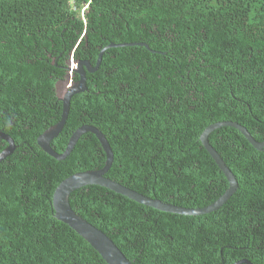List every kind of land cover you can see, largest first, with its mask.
Instances as JSON below:
<instances>
[{"label": "trees", "instance_id": "1", "mask_svg": "<svg viewBox=\"0 0 264 264\" xmlns=\"http://www.w3.org/2000/svg\"><path fill=\"white\" fill-rule=\"evenodd\" d=\"M128 44L86 73L87 91L52 140L57 153L95 127L114 155L106 178L197 209L229 189L203 131L234 122L264 141V0H0V132L16 145L0 163V264H107L52 205L61 182L105 166L102 144L83 133L57 161L38 138L80 79L67 70L72 51L75 64L96 66L103 49ZM209 143L239 184L216 212L170 214L99 185L73 191L70 205L131 264H264V150L232 127ZM8 145L0 140V154Z\"/></svg>", "mask_w": 264, "mask_h": 264}, {"label": "water", "instance_id": "2", "mask_svg": "<svg viewBox=\"0 0 264 264\" xmlns=\"http://www.w3.org/2000/svg\"><path fill=\"white\" fill-rule=\"evenodd\" d=\"M135 44L114 46L110 45L107 47H125V46H134ZM146 47V45H144ZM147 48V47H146ZM106 49V48H105ZM103 49V50H105ZM100 52L96 66L93 67L88 61L80 62L78 64L77 70L74 71L79 77V81L74 83L69 91L66 93L63 99L62 106V114L61 119L54 126L47 129L39 138L38 144L42 148V150L57 161L65 160L73 151L75 145L77 144L79 137L81 134L86 132H91L102 144L105 153H106V163L105 166L98 171H89L85 173H78L73 176H70L66 180L60 183V185L56 188L53 197H52V205L56 212V218L69 226L74 232H76L80 237H82L88 244H90L106 261L107 264H131V262L126 258V256L122 253V251L116 246V244L110 239L105 233L98 230L96 227L92 226L82 217L78 216L70 207L69 204V196L70 194L87 185H99L106 189H109L119 195H122L136 203L151 207L158 211L177 214L183 216H202L206 214H210L218 211L221 207H223L231 197L238 190V183L231 173V171L227 168L223 160L221 159L218 152L209 144V136L217 129L222 127H232L238 130L246 140L259 152L264 150V142H256L252 135L248 132L245 127L233 122H222L210 125L207 127L200 136V142L202 147L209 153L214 162L217 164L219 169L226 176L229 189L215 201L213 204L209 205L205 208H197V209H189L185 207H179L170 204H164L160 201H155L153 199H149L136 191L126 188L112 180L105 178L104 175L108 173L113 163V152L110 148L109 143L103 137V133L99 131L97 128L92 126H83L79 128L70 138L67 149L64 153H57L52 147L51 142L55 139L63 130L64 125L68 119V115L70 112V102L74 95L80 94L82 92L87 91L86 86V73H95L100 66L102 61V52ZM0 140L7 141L9 143L8 147L2 151L0 154V163L4 161L8 156L12 155L14 149H16V145L14 144V140L6 135L3 132H0ZM252 264L248 261H242L236 264Z\"/></svg>", "mask_w": 264, "mask_h": 264}, {"label": "bare ground", "instance_id": "3", "mask_svg": "<svg viewBox=\"0 0 264 264\" xmlns=\"http://www.w3.org/2000/svg\"><path fill=\"white\" fill-rule=\"evenodd\" d=\"M148 49H149V47L148 46H146ZM107 49V48H106ZM105 49V50H106ZM103 52H104V50H103ZM102 52V53H103ZM82 62H84V61H82ZM80 63V62H79ZM90 63V62H89ZM91 64V63H90ZM92 65V64H91ZM93 66V65H92ZM93 67H95V66H93ZM76 83V82H75ZM69 91V90H68ZM67 91V92H68ZM66 95V94H65ZM65 97V96H64ZM71 103V102H70ZM222 123V122H221ZM234 123V122H233ZM238 124V123H237ZM240 125V124H239ZM242 126V125H241ZM242 127H244V126H242ZM246 128V127H245ZM247 129V128H246ZM99 130V129H98ZM100 131V130H99ZM249 132V131H248ZM103 135V137L107 140V138H106V136L104 135V134H102ZM253 137V136H252ZM209 140V139H208ZM255 140V139H254ZM256 141V140H255ZM108 142V141H107ZM257 142V141H256ZM264 142V141H263ZM52 143V142H51ZM260 143V142H259ZM210 144V143H209ZM52 147V146H51ZM222 159V158H221ZM223 160V159H222ZM224 162V161H223ZM225 163V162H224ZM226 165V164H225ZM228 168V167H227ZM229 169V168H228ZM89 172V171H88ZM82 173H84V172H82ZM232 173V172H231ZM78 174V173H77ZM107 174V173H106ZM106 174L104 175V177L106 178ZM233 174V173H232ZM75 175V174H74ZM234 175V174H233ZM73 176V175H72ZM226 177V176H225ZM234 177H235V175H234ZM235 179H236V177H235ZM111 180V179H110ZM113 181V180H112ZM228 181V180H227ZM236 181H237V179H236ZM113 182H115V181H113ZM117 183V182H116ZM237 183H238V181H237ZM118 184H120V183H118ZM120 185H122V184H120ZM88 186V185H87ZM123 186V185H122ZM124 187H126V186H124ZM82 188V187H81ZM126 188H128V187H126ZM80 189V188H79ZM238 189H239V184H238ZM137 193H139V192H137ZM72 194V193H71ZM70 194V195H71ZM139 194H141V193H139ZM141 195H143V194H141ZM144 196V195H143ZM145 197H147V196H145ZM69 198H70V196H69ZM147 198H149V199H153V200H155V201H160V202H162V203H164V204H167V205H169L170 206V204L169 203H165V202H163V201H161V200H159V199H154V198H150V197H147ZM69 204H70V201H69ZM70 207H71V205H70ZM146 207H148V206H146ZM151 208V207H150ZM54 209V208H53ZM71 209H72V207H71ZM153 209V208H152ZM200 209H202V208H200ZM73 210V209H72ZM156 210V209H155ZM74 211V210H73ZM54 212H55V210H54ZM211 214V213H210ZM207 215V214H206ZM203 216V215H202ZM55 217H56V212H55ZM193 217H197V216H193ZM57 219V218H56ZM251 263V262H250ZM244 264V263H243Z\"/></svg>", "mask_w": 264, "mask_h": 264}, {"label": "rangeland", "instance_id": "4", "mask_svg": "<svg viewBox=\"0 0 264 264\" xmlns=\"http://www.w3.org/2000/svg\"><path fill=\"white\" fill-rule=\"evenodd\" d=\"M87 10H88V9H87L86 5H84L82 9H79V13H80V15L82 16L84 22H85V19H84V13H85ZM80 41H81V39L78 40V42H77L76 45H78ZM73 54H74V52L72 51V58H71V60H70V65H71L70 68H71V67H75V62H76V61L73 59ZM73 62H74V63H73ZM69 72H71V71L69 70ZM57 87H58V85H56V95L59 96V93H58L59 89L57 90ZM65 88H66V85H65L61 90H64ZM253 138H254V137H253Z\"/></svg>", "mask_w": 264, "mask_h": 264}, {"label": "clouds", "instance_id": "5", "mask_svg": "<svg viewBox=\"0 0 264 264\" xmlns=\"http://www.w3.org/2000/svg\"><path fill=\"white\" fill-rule=\"evenodd\" d=\"M71 58H72V55H71ZM71 58H70V60H71ZM70 60H69V66H68L67 70H68V69H71V70H74V71L77 70V69H78V64H79V63H76V64H75V67H71V68H70V66H71V65H70ZM71 70H70V71H71ZM68 71H69V70H68ZM74 71H71V73H74V74H75ZM69 89H70V88H69ZM250 145H251V144H250ZM251 146H252V145H251ZM203 148H204V147H203ZM204 149H205V148H204ZM255 150H256V149H255ZM61 154H62V153H61ZM179 207H180V206H179ZM176 215H177V214H176ZM182 216H183V215H182ZM188 217H192V216H188Z\"/></svg>", "mask_w": 264, "mask_h": 264}, {"label": "flooded vegetation", "instance_id": "6", "mask_svg": "<svg viewBox=\"0 0 264 264\" xmlns=\"http://www.w3.org/2000/svg\"><path fill=\"white\" fill-rule=\"evenodd\" d=\"M4 133V132H3ZM6 134V133H5ZM6 135H8V134H6ZM9 136V135H8ZM12 138V137H11ZM2 141H4V140H2Z\"/></svg>", "mask_w": 264, "mask_h": 264}]
</instances>
